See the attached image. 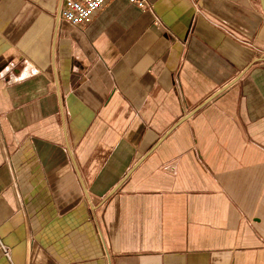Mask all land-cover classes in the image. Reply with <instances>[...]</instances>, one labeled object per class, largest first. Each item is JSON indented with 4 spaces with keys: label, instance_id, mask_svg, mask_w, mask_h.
<instances>
[{
    "label": "crops",
    "instance_id": "0c3cea01",
    "mask_svg": "<svg viewBox=\"0 0 264 264\" xmlns=\"http://www.w3.org/2000/svg\"><path fill=\"white\" fill-rule=\"evenodd\" d=\"M0 0V264H264L259 0Z\"/></svg>",
    "mask_w": 264,
    "mask_h": 264
},
{
    "label": "built area",
    "instance_id": "2783aa9c",
    "mask_svg": "<svg viewBox=\"0 0 264 264\" xmlns=\"http://www.w3.org/2000/svg\"><path fill=\"white\" fill-rule=\"evenodd\" d=\"M111 0H61L58 14L59 22H67L78 28H86L94 18L96 12L104 7ZM141 9H149L146 0H130ZM264 57V50L261 52ZM0 248L3 255L11 259V248L0 241Z\"/></svg>",
    "mask_w": 264,
    "mask_h": 264
},
{
    "label": "water",
    "instance_id": "95a60500",
    "mask_svg": "<svg viewBox=\"0 0 264 264\" xmlns=\"http://www.w3.org/2000/svg\"><path fill=\"white\" fill-rule=\"evenodd\" d=\"M259 1H260V4H261V8H262V10L264 12V0H259Z\"/></svg>",
    "mask_w": 264,
    "mask_h": 264
}]
</instances>
